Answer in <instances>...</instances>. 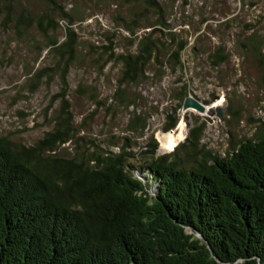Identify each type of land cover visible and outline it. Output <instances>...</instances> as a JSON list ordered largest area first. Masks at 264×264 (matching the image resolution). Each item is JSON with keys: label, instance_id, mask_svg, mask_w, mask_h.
Here are the masks:
<instances>
[{"label": "trees", "instance_id": "trees-1", "mask_svg": "<svg viewBox=\"0 0 264 264\" xmlns=\"http://www.w3.org/2000/svg\"><path fill=\"white\" fill-rule=\"evenodd\" d=\"M26 1L0 0L3 24L22 35L37 27L71 63L70 27L61 44L47 34L68 18L64 0H41L39 14ZM120 1L135 49L116 58L120 80L132 82L163 66L167 51L152 32L135 35L136 23L147 10L155 14L147 28L166 21L161 0ZM239 45L264 76L260 43L248 36ZM186 46L175 41L165 63L180 65ZM210 57L215 66L227 59L220 46ZM60 109L62 123L33 144L0 134V264H264V122L224 155L200 146L198 126L170 152L156 154L151 140L136 157L127 137L110 143L117 151L78 143L69 104ZM69 141L83 151L62 154Z\"/></svg>", "mask_w": 264, "mask_h": 264}, {"label": "rangeland", "instance_id": "rangeland-1", "mask_svg": "<svg viewBox=\"0 0 264 264\" xmlns=\"http://www.w3.org/2000/svg\"><path fill=\"white\" fill-rule=\"evenodd\" d=\"M161 3L165 28L146 27L155 20L150 10L134 24L138 27H132L138 37L152 32L167 50L165 58L175 49V41H186L181 64L169 67L164 58L163 66L150 65L146 78L132 82L120 80L116 58L135 49L134 35L126 30L130 17L120 0H64L68 18L59 19L57 30L47 34L61 44L66 27L73 31L69 64L67 53L49 47L37 27L22 35L0 17V134L33 144L55 122L62 123L60 106L66 101L78 143L121 145L127 137L128 150L136 157L151 140L156 154L168 153L172 149L165 148L167 134L177 137L176 146L198 126L200 146L217 155H224L231 141L250 136L264 122L263 67L250 56L243 57L239 41L252 36L264 53V0ZM25 5L35 14L47 10L41 0H27ZM219 46L227 59L215 66L210 55ZM187 98L203 105V111L183 108ZM76 147L74 141L60 145L62 154L83 151Z\"/></svg>", "mask_w": 264, "mask_h": 264}, {"label": "water", "instance_id": "water-1", "mask_svg": "<svg viewBox=\"0 0 264 264\" xmlns=\"http://www.w3.org/2000/svg\"><path fill=\"white\" fill-rule=\"evenodd\" d=\"M189 107H194V108H196L199 111H203V109H204L203 105H201V104H199L197 102H194L193 100L187 98L185 100L184 104H183V108L186 109V108H189ZM222 112L223 111H221L220 109H218V115L219 116H222Z\"/></svg>", "mask_w": 264, "mask_h": 264}, {"label": "bare ground", "instance_id": "bare-ground-1", "mask_svg": "<svg viewBox=\"0 0 264 264\" xmlns=\"http://www.w3.org/2000/svg\"><path fill=\"white\" fill-rule=\"evenodd\" d=\"M176 139H177V137L173 136L171 133L167 134L165 136V140H164V144L166 145L165 148L173 149L175 147V144H176Z\"/></svg>", "mask_w": 264, "mask_h": 264}]
</instances>
